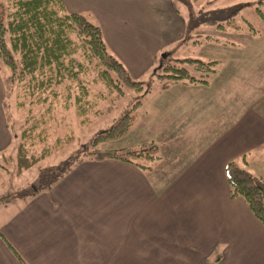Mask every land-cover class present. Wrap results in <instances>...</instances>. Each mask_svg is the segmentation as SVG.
I'll return each instance as SVG.
<instances>
[{
    "label": "crops",
    "instance_id": "0c3cea01",
    "mask_svg": "<svg viewBox=\"0 0 264 264\" xmlns=\"http://www.w3.org/2000/svg\"><path fill=\"white\" fill-rule=\"evenodd\" d=\"M63 2L99 25L130 74L153 66L185 30L175 0ZM256 32L226 35L233 44L206 33L204 42L216 44L197 56L220 62L209 83L152 90L130 131L100 145L154 141L160 159L151 170L85 158L51 188L10 200L12 211L0 216V264H21L15 252L27 264H264V225L242 197L230 196L225 170L244 156L246 169L264 179V36ZM3 97L0 76L5 159L13 135Z\"/></svg>",
    "mask_w": 264,
    "mask_h": 264
},
{
    "label": "trees",
    "instance_id": "16d2710c",
    "mask_svg": "<svg viewBox=\"0 0 264 264\" xmlns=\"http://www.w3.org/2000/svg\"><path fill=\"white\" fill-rule=\"evenodd\" d=\"M196 1L177 0L186 16L182 41L198 42L194 40V32L203 24L216 23L219 28L235 30L243 24L247 30H254L244 17L242 24L235 20L242 3L196 9ZM263 3L264 0H258L254 11L264 20ZM219 65L217 59L199 57L162 59L154 72L155 87L146 86L133 79L122 62L110 53L99 25L84 13L67 11L63 0H0L2 104L7 125L16 139V175L55 153L60 155L61 148L74 139V121L80 127L101 122L113 114L121 100H128L118 117L79 144L74 154L40 166L33 183L26 180L24 186L0 194V206L51 188L85 158H114L133 163L144 171L151 170L160 159L154 141L121 149L100 145L120 139L130 131L138 109L152 90L176 83L208 84ZM9 103L11 109L20 111L15 129L10 126L13 117L8 111ZM245 163L243 156L226 165L229 193L231 197H242L264 225V181L252 175ZM15 254L21 264H27Z\"/></svg>",
    "mask_w": 264,
    "mask_h": 264
},
{
    "label": "rangeland",
    "instance_id": "374dc122",
    "mask_svg": "<svg viewBox=\"0 0 264 264\" xmlns=\"http://www.w3.org/2000/svg\"><path fill=\"white\" fill-rule=\"evenodd\" d=\"M256 1L258 0H214L211 3L210 0H200L199 3L198 1L195 2V8L196 9L197 8L207 9V7L226 6V5H231L235 3H242L243 6L239 10V13L237 14L235 20L238 23L242 24L243 23L242 18L243 17L246 18L251 23L253 28L257 31L256 33H252V34H255L256 38H260L261 35L264 36V20H262L261 16L258 15L253 9L254 5L257 4ZM176 4H178L177 0H176ZM263 7H264V3L262 4V8ZM178 8L184 11L183 5L180 4ZM200 30L203 33L202 34L199 33L197 37H194V39H198L197 40L198 42L193 41V39L184 42L182 41L183 37L178 38L175 41L172 40L173 42L166 45V47L158 53V59L153 66H151L150 68L144 69L142 71H139V72L134 71V74L133 72L130 74L131 77L137 81L143 82V84L146 86L150 85V87H155L156 81H155L154 72L156 71V68L160 67L162 59L163 60L169 59L170 61H174L175 59H180V58H184L188 56L189 57H199L197 56L199 53V50L201 52L202 50H205V48H208L209 46L206 47L207 44H210V43L216 44L215 42L214 43L209 42L211 40L204 42L206 33H209L210 35H212L210 36L212 38H216L220 41H227L225 36L228 34H231V33L243 34L242 33L243 31H248L246 29V26L243 24H242V28L236 31L235 29H231V28H224V29L219 28L215 25V23L202 25L198 28V32H200ZM0 76L2 77L1 72H0ZM127 101H128L127 98L121 100L118 103L113 114L106 116L101 122L97 121L95 123L89 124L88 126L80 127L77 125V121L75 122L73 120L74 122L72 121L73 122L72 132L74 135V139L72 142H70L69 144L61 148L62 151L60 152V155L59 153H55L54 155L45 158L44 160L39 162L37 165L31 167L30 169L23 171L20 175L15 174L14 157L16 154V139L12 137V142L10 146L7 149H5V152H4L5 155L8 154L7 157H5V159H3V157H0V194L9 192L14 187H17V186H22V185L24 186V184L27 181L33 183L35 176L37 175L39 171L38 169L40 166H45V165H49L52 163H56L59 158L61 157L64 158L66 156H70L74 154V151L76 150V148H79V144H83L87 142L94 135V133H96L100 129L107 128L111 124L112 119L115 117H118L122 107L127 103ZM8 111L12 113V117H13V120L10 121L11 122L10 126L12 127V129H15L18 123L17 120L20 119V111L15 108L11 109L10 103L8 104ZM11 203H9L8 205H6L7 202L5 204H1L2 207L5 205L6 206L4 207V209L0 208V216H3V214H8L9 212L12 211L13 204L10 205Z\"/></svg>",
    "mask_w": 264,
    "mask_h": 264
}]
</instances>
